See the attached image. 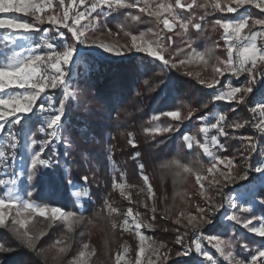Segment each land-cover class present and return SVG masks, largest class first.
Wrapping results in <instances>:
<instances>
[{
    "label": "trees",
    "instance_id": "1",
    "mask_svg": "<svg viewBox=\"0 0 264 264\" xmlns=\"http://www.w3.org/2000/svg\"><path fill=\"white\" fill-rule=\"evenodd\" d=\"M190 2L192 0H182L185 5ZM202 2L203 0H197V6L185 15L188 18L195 17L193 23H201L202 31H193L190 26L189 40L186 39L191 42L192 48L200 52L211 50V54L214 55L216 48L221 46L216 44V37L211 28L212 22L218 15L224 14L227 19L240 16L264 18V13L250 6H246L233 15L202 8L200 6ZM55 7L59 8V5L56 4ZM125 12L121 10L111 14L107 20H99L96 29L88 33L96 39L115 41L118 44L121 40L123 45H129V37L123 36L121 28L131 35L147 33L149 29L156 28L155 20H150L148 16H141L138 12L134 15L140 16L142 23L134 24L125 20L123 14ZM206 12L207 15H205ZM180 13L183 12L180 11ZM201 16L204 17L203 21L199 20ZM21 19L31 18L21 17ZM40 27L42 30L49 29V31L51 28L49 25ZM109 31L112 33L111 36L108 35ZM62 33L67 37L66 29L62 30ZM216 33L218 35V30ZM54 35L53 32H49L47 38L59 46L61 43L53 40ZM40 38L41 35L37 34L33 43L41 41ZM68 39L71 40V35ZM181 39L175 36L172 46L164 54L166 59L174 56L178 49L186 48ZM70 43L74 42L71 40ZM61 49L58 47L57 50ZM183 56L184 53L176 56L174 62L177 63ZM85 63L92 65L90 72L81 74L74 68L78 74L75 86L77 103L76 105L68 103L70 107L67 109L64 120L62 137L67 143L54 142L45 149L42 159H51L53 167L39 168L31 182L27 180L26 170L21 181L22 189L33 192L32 199L36 203L60 207L64 211H73L80 217V223L74 226L73 232L69 234L65 231L63 223L58 222L49 228L48 222L42 217L32 218L35 234L46 233L36 242L34 249L22 245L8 229H0V244L11 249V251L0 253V264H69L78 256L84 244L89 245L90 252L94 251L91 258L92 264H115L114 258L120 250L121 238H123L119 227L120 212L126 207L143 215L145 223L151 226V236L168 246L170 249L168 264H203L202 258L194 251L191 255L177 256V253L184 249L176 245L174 241L179 233L186 230L187 216L197 215L195 206L207 207V205L197 192L194 176L182 172L178 176L172 162L176 161L181 165L189 166L199 174L204 173L209 165L207 158L195 146L188 150L182 138L184 135H195L196 139H199L196 129L191 126L192 121L211 114L214 110L211 98L224 89L226 77L231 79L230 86L238 87L247 81V75H242L237 80L225 75L220 78V83L215 88L207 89L200 81L207 82L210 75L208 69L201 68L190 73L181 67L167 68L142 54L129 55L126 59L119 61L99 60L87 54L79 67L83 68ZM256 88L260 86L257 85ZM261 92H264V88H261L260 92L254 88L253 94L246 98L245 104L241 105L217 101L220 103L221 114L227 118L226 125H232L235 122L243 123L245 120L253 121L249 107L259 98ZM59 94L58 90L48 93L54 101L60 99ZM42 103L47 106L45 101ZM205 105L207 107H204ZM170 111H179L181 119L171 120L164 115ZM190 114L191 119H187ZM154 115L160 116V119L149 123ZM39 116L40 114H35L24 118L19 130L21 146L22 135L29 130L35 133L34 139L37 141L46 138V135L41 137L37 131L41 126ZM165 127H171L172 131L164 132ZM157 128L160 129L159 135L154 131ZM12 130L9 126L6 131ZM225 131L228 133V138L221 137L220 142L226 146L227 151L220 153L224 157L234 159L236 168L232 170L235 182L223 191L232 185L245 183L240 181L239 177L244 174L248 163L242 158L241 141L231 137L253 136L259 139L261 146L264 144V136H259V133L250 125L235 132L230 127H226ZM129 134L136 144L135 148L128 144ZM20 149L17 151V158ZM133 157L136 158L133 159ZM139 165H143V175L148 177L154 193L153 201L148 204V209L141 207L136 198L133 200L134 204L126 205L118 192L113 191L111 187L115 178L117 183L142 188L144 182L139 177L141 174ZM2 167L3 165L0 164V168ZM121 175L124 178L123 181H121ZM85 176L88 178L87 184H84L81 179ZM0 177H3L1 173ZM69 180L72 182L71 185L68 183ZM73 187L87 190L88 197L85 199L82 196L80 208L72 196ZM223 191L216 190L219 197L217 203L223 201L221 196ZM257 199H264V197H257ZM152 206L156 208L155 213L149 210ZM109 208L115 211L109 212ZM253 212L264 216V207L257 204ZM182 213L184 217L181 223L185 227L172 223ZM244 218L245 216L242 215L241 221H244ZM112 223L117 224L115 230L111 227ZM207 226L204 225L198 230L200 235L209 236L221 227L214 225L207 228ZM229 230L233 231L231 240L234 241V250H236L240 247V241L236 239V236L241 227L236 224L226 226L222 228L220 236L227 238ZM189 233L186 246L190 245L193 239L190 230ZM64 237L70 242V247L65 253H59L58 247L64 245L55 247L53 245ZM261 241L264 239L251 235L247 240L248 243ZM209 250L214 257L217 256L213 249L209 248Z\"/></svg>",
    "mask_w": 264,
    "mask_h": 264
},
{
    "label": "snow or ice",
    "instance_id": "2",
    "mask_svg": "<svg viewBox=\"0 0 264 264\" xmlns=\"http://www.w3.org/2000/svg\"><path fill=\"white\" fill-rule=\"evenodd\" d=\"M56 4L59 5V8L55 7ZM196 6L197 0H192L191 3L186 5L182 3V0H175L174 6L165 2V0H67V4H65V0H0V14H3L0 15V164L3 165L0 171L5 172L8 177L7 179L0 177V229H8L22 245L34 249L36 242L46 233L35 234L32 218L42 217L44 221L48 222L49 228L58 222L63 223L65 231L69 234L73 232L74 226L80 223V217L74 214L73 211H64L60 207L38 204L32 199L33 192L31 190H18L16 186L21 177L20 170L14 169L11 173H8V168L12 166L10 162L17 159V151L21 147L19 130L24 122V117L40 114L41 126L37 131L47 137L39 142L40 151H34L38 144L37 140L34 139L35 133L29 130L24 134L26 143L23 146L26 150L31 151L27 162V180L29 182L32 181L39 168L53 167L51 159H42L45 155V149L54 142L67 143L62 137L65 127L64 120L67 116V109L70 107L68 101L74 95L70 90L73 68H76L81 74L92 70V65L89 63H85L83 68L79 67L83 57L87 54H81L76 45L96 48L114 57L124 56L130 51L143 53L167 68H179L195 58L197 61L202 62L205 67H210L214 75V79L209 82L200 81L207 89L215 88L220 83V78L225 75H230L236 79H239L242 75H247L248 82L246 86L233 87L226 84L224 89L218 91L213 97V102L226 101L229 103L234 102L236 105L245 104L246 98L253 94L254 88L257 92L264 88V20L262 19L241 16L239 20L217 19L212 22L213 31L217 27L222 30L221 39L225 43L226 59L214 57L211 50L203 53L196 51L192 48L191 42H186L191 52L188 53L187 59H181L179 64L175 63L174 60L176 56L185 52L184 48L178 49L170 59L165 58L164 54L172 46L173 38L168 36V47H165L164 32H174L177 25L183 33H187L190 26L197 32L202 31L200 22L193 23L195 17L186 20L176 11L191 12ZM200 6L205 9L210 8L214 12H227L233 15L246 6H250L264 13V0H203ZM124 9H135L141 16H148L150 20H155L156 28L149 29V32H142L139 35H131L121 28L123 36L129 37L130 45L109 44L101 42L99 39L89 42L87 32L95 29L97 24L93 14L101 15L104 19H107L109 15L121 12ZM205 15H207V12ZM21 17H30L32 22L21 19ZM125 20H129L134 24L143 22L140 16L131 13L125 14ZM199 20L203 21L204 17L201 16ZM161 24L163 25L162 28L159 27ZM42 25L52 26L50 31L55 34L53 40L60 41L59 46L47 39L35 45L29 42L30 39L35 40L37 34L44 37L48 36L49 30H42L40 27ZM61 29H66L67 33L71 34L73 44H68L65 34L60 31ZM254 29L257 30L254 31ZM108 35L111 36L112 33L109 31ZM58 47H61L62 50H57ZM41 49L44 50V54H40ZM257 85L260 88H256ZM12 90H20V92H12ZM57 90L62 95L58 101H54L48 93ZM42 101H45L47 106ZM204 107H207V105ZM249 112L254 118L259 117V122L245 120L243 123L235 122L232 125H226L227 118L224 115L204 116L200 117L201 123L210 118L214 119L215 122L210 127L204 124L199 128V133L203 136V143L196 142L189 135L183 136L182 139L189 150L194 145L208 158L207 175L194 172L189 166L181 165L176 161L172 163L177 169L176 174L178 176L182 172L195 177L199 188L198 194L207 207L195 206L197 215L187 216L186 230L179 233L174 241L176 245L184 249L178 252L177 256L191 255L194 251L197 256L202 258L203 264H211L213 256L209 255L202 246L207 244L209 247L214 248L215 252L227 264H264V248L252 249L246 243H241L240 247L251 253L250 259L245 261L233 254V240L206 237L198 232L204 225H213L214 220L212 217L224 209V205L217 204L216 198L209 194L208 188H217L219 191H223L224 188L235 182L232 175V170L236 168L234 159L220 157L217 154L227 151L226 146L220 142V138H228V133L225 131L226 127H230L235 132L249 125L259 133V136H264V92L260 93L259 98L249 108ZM164 115L171 120L181 119L179 111H170L164 113ZM159 119L160 116L154 115L149 123ZM187 119H191V114ZM9 126L13 129L12 131H6ZM154 131L157 135L160 134L159 128ZM163 131L171 132L172 128L165 127ZM212 131L216 135L209 136ZM231 139L241 141L242 158L245 161H251L255 155L262 157L254 168L246 169L239 180H249L251 172L264 176V152L260 151L259 139L253 136H232ZM129 145L133 148L136 147L131 134H129ZM53 154L55 155V153ZM135 158L133 157V159ZM138 167L141 172V180H143L147 189L148 201L151 203L154 197L152 187L149 184L148 177L143 175V165ZM164 167H169V165H164ZM209 177L212 179H209ZM81 179L84 184H87V176ZM123 179L121 175V181ZM205 181H207V187ZM68 183L71 185V180ZM111 187L113 191L120 190V195L129 203H132L130 197L125 195L124 189L129 187L126 183H117L114 178ZM72 195L76 199H80L82 196L85 199L88 197L86 189L81 190L76 187H73ZM245 197L251 198L250 202L253 206L259 204L264 207V199H257V197H264V188L256 190L255 194L252 190L246 191ZM238 200L239 197L235 199L226 198L227 206L238 209L241 213L252 211L250 207H244L238 203ZM140 206L146 209L149 208L144 201L140 202ZM149 210L152 213L156 212L154 206ZM108 211L113 212L115 210L109 208ZM183 217L184 214L182 213L172 223L179 227H185L181 223ZM224 219L239 224L250 234L264 239V216L241 222L240 218L233 213L225 215ZM139 220L140 213H133L132 209L129 208L123 214V220L119 225L122 232L131 233L138 242L134 264H142V253L146 251H150L151 255L155 256V260L149 257L148 264H168L170 249L162 251L167 249V245L156 243L151 237L141 234V227L150 228L151 226L147 223L140 224ZM30 225L33 227H29ZM111 227L115 230L117 224L112 223ZM189 230L193 234V239L191 244L186 246L190 234ZM61 244L64 246L58 247L57 251L65 253L70 247V242L64 237L57 240L53 246ZM121 247L122 252L114 258L115 264H131L130 258L126 259L129 251L128 247L126 245ZM88 248L89 245L84 244L78 256L69 264H88L91 255H94V251L88 253ZM7 251H11V249L0 244V253Z\"/></svg>",
    "mask_w": 264,
    "mask_h": 264
},
{
    "label": "rangeland",
    "instance_id": "3",
    "mask_svg": "<svg viewBox=\"0 0 264 264\" xmlns=\"http://www.w3.org/2000/svg\"><path fill=\"white\" fill-rule=\"evenodd\" d=\"M165 2H167V3H170V4H172L173 6H174V4H175V0H165ZM191 3V2H190ZM233 7H234V5H232ZM258 10V9H257ZM124 11H126L125 13H123L124 14V17H125V14H128V13H131L132 15H134L135 14V12H138V11H136L135 9H124ZM184 19H188V17H185V15H186V12H183V13H180V10H176ZM259 11V10H258ZM139 13V12H138ZM220 14V13H219ZM229 14V13H228ZM0 15H3V14H0ZM9 15H16V14H9ZM61 15H62V13H61ZM109 16H111V15H109ZM109 16L107 17V19L109 18ZM93 17L96 19V21H97V24H98V22H99V20H102V21H104V20H107V19H104L101 15H98V14H93ZM241 17V16H240ZM240 17H238V18H235V19H227L226 17H225V15L224 14H220V15H218L216 18H215V20H217V19H219V20H238V19H240ZM169 19H170V17H169ZM24 20H28L29 22H32L31 21V19H24ZM214 20V21H215ZM262 20H264V18H262ZM85 23H87V21H85ZM97 24H96V26H97ZM50 27H52L51 25H49ZM160 28H162L163 27V25L161 24L160 26H159ZM212 28V27H211ZM51 29V28H50ZM95 29H96V27H95ZM95 29H93V30H95ZM190 29V28H189ZM188 29V30H189ZM47 30H49V29H47ZM62 30H64V29H61L60 31L62 32ZM191 30H193L194 31V29L192 28ZM218 30V35H217V33H216V31ZM257 30V29H256ZM92 31V30H91ZM49 32H51V31H49ZM90 33V32H89ZM88 32H87V38H88V40H89V42H92V41H97L98 39L101 41V42H104V43H109V44H117V45H120V44H122L121 43V40H119V42H120V44H118V43H116L115 41L114 42H110V41H108V40H103V39H100V38H98V39H96V38H94V37H92L90 34H89ZM214 34H215V39H216V44L218 43V44H220L221 46L220 47H217L216 48V50H215V52H214V57H218V58H220V59H226L227 58V53H226V49H225V43H224V41L221 39V37H222V35H223V33H222V30H220L218 27L216 28V30L214 31ZM69 35H71L70 33H68V35H67V42H68V44H73V43H70V39H68V36ZM163 35H164V44H165V47H168V44H167V38H168V36H172V38H173V41H174V38H175V36H178V37H181L182 39H181V41H182V43H185V52H184V56L181 58V59H187V56H188V53H190L191 52V49H188V47H187V43L186 42H188V41H186V39H188L189 38V35H190V33L187 31V33H183L180 29H179V26L177 25L176 26V30L174 31V32H172V33H168V32H164L163 33ZM214 36V35H213ZM41 41H38L37 43H42V41L44 40V39H47V40H49L50 41V39L49 38H47V37H44V36H42L41 35ZM152 39H154V37H152ZM189 40V39H188ZM29 42L30 43H33V40H29ZM57 42H60V41H57ZM128 42H129V45H130V39H128ZM37 43H33L34 45L35 44H37ZM61 43V42H60ZM17 47H18V45H17ZM76 48L78 49V51L81 53V54H88L89 56H92L93 58H96V59H99V60H109V61H119V60H121V59H126L129 55L130 56H136V55H139V54H142V55H145V54H143V53H136V52H134V51H130V52H127L124 56H121V57H114V56H112V55H110V54H108V53H105V52H103V51H101V50H99V49H96V48H86V47H84L83 45H76ZM195 49V48H194ZM62 50V49H61ZM196 51H199V50H197V49H195ZM200 52V51H199ZM201 53H203V52H201ZM40 54H44V50L43 49H41V52H40ZM146 56V55H145ZM172 57V56H171ZM170 57V58H171ZM148 58H150V57H148ZM150 59H152V58H150ZM180 59V60H181ZM153 60V59H152ZM180 60L177 62V64H179L180 63ZM161 64V63H160ZM222 67V66H221ZM181 68H183V70H185V71H188V72H193V71H196V70H199V69H204V68H206V69H208L210 72V75H209V78H208V80H207V82H209V81H211V80H213L214 79V75H213V73H212V71H211V68H207V67H205L204 65H203V63L202 62H200V61H197L195 58H193V59H191V60H189L186 64H184L183 66H181ZM77 73H76V69H74L73 68V75L71 76V79H70V90L73 92V97L72 98H70V100L68 101V103H72V104H74V105H76V103H77V91H76V89H75V86H76V80H77ZM228 76H230V75H228ZM235 78V77H234ZM236 79V78H235ZM237 80V79H236ZM247 82H248V79H247V81H244L241 85H239L238 87H243V86H246L247 85ZM230 83H231V79L229 78V77H226L225 78V80H224V85H230ZM59 91V90H58ZM12 92H17V93H19L20 92V90H12ZM59 95H60V98H61V92L59 91ZM22 94V93H21ZM215 96V95H214ZM213 96V97H214ZM213 97L211 98V102L213 103V105H214V110L211 112V114H209V115H207L208 117H214L216 114H221V112H220V109H219V104L220 103H218L217 101L216 102H213ZM257 100V99H256ZM255 101V100H254ZM254 101H253V103H252V105L249 107V108H251L252 106H253V104H254ZM222 115V114H221ZM24 118H27V117H24ZM252 120H255V122H259V117H253L252 116ZM215 122V120L214 119H209V120H207L206 122H204V123H201L200 122V118H198V119H194L193 121H192V124H191V126H192V128H194V129H196V132L199 134V139H196V137H195V135L194 136H191V137H193L195 140H196V142H199V143H203V136H202V134L201 133H199V128L201 127V126H204V124H207V126H211V124L212 123H214ZM25 134V133H24ZM24 134L22 135V146H21V149H20V151H19V157L15 160V161H11V167H10V171H9V168H8V173L10 172H12L14 169L15 170H20L21 171V177H20V180L18 181V183H17V189L19 190V189H22V186H21V181H22V179H23V177H24V174H25V172H26V170H27V162H28V158H29V156L31 155V151L30 150H26L25 148H24V143H26V141H25V139H24ZM211 135H216V133L214 132V131H212V132H210L209 133V136H211ZM41 137H43V136H45V135H40ZM190 136V135H189ZM132 137V136H131ZM47 138V137H46ZM46 138H43V140H45ZM37 140V139H36ZM43 140H40V141H43ZM40 141H37L38 142V144H37V147L34 149V151H38V150H40V147H39V142ZM128 144H129V141H128ZM193 147H194V145H193ZM37 148H39V149H37ZM187 148V147H186ZM188 149V148H187ZM189 150V149H188ZM260 151H262V152H264V144H263V146H261V148H260ZM220 157H224V156H222L221 155V153L219 152V153H217ZM256 157H258V159H256ZM207 158V157H206ZM261 159H262V157L260 156V155H255L252 159H251V161H247L248 163H247V165H246V169H250V168H254L260 161H261ZM207 160H208V158H207ZM208 162H209V160H208ZM209 166V165H208ZM207 169V168H206ZM225 171H226V169H224ZM0 173L2 174V176H3V178H5V179H7L8 177H7V175L5 174V172H4V174H3V171H0ZM202 175H207V172H206V170L204 171V173H202ZM140 179H141V174H140ZM194 178V181H195V184H196V180H195V177H193ZM209 179H212L211 177H209ZM249 180H251V181H245V183H241V184H239V185H232L230 188H228V189H226L225 191H223L222 193H221V196L223 197V201L222 202H220V203H217V204H222V205H224V209L220 212V213H217V214H215L213 217H212V219L214 220V224L213 225H208L207 226V228H209V227H211V226H214V225H219V226H221L219 229H217L213 234H211V235H209V236H206V237H217V238H220V239H223V240H229V239H232V235H233V231L232 230H229L228 231V237L227 238H224V237H222V236H220V233H221V230H222V228H225L226 226H230V225H232V224H236V223H234V222H229V221H227V220H225L224 219V217H225V215H228V214H233V213H235V215H237L239 218H240V220H241V217H242V215H244L245 216V218H244V221H246L247 219H250V218H255V217H260V216H263V215H261V214H259V213H255V212H253V209H254V207L255 206H253L252 207V204H251V202H250V200H251V198L249 197V198H246L245 197V193H246V191H249V190H252L253 192H254V194H255V191L256 190H258V189H261V188H264V176H259V175H257L255 172H251L250 173V178H249ZM141 181H143V180H141ZM205 183V186L207 187V181H205L204 182ZM129 186V185H128ZM196 187H197V192L199 193V188H198V186H197V184H196ZM216 190H217V188H208V192H209V194L210 195H212V196H214L215 198H216V201H217V199L219 198L218 197V195H217V193H216ZM124 191H125V195H127V196H129L130 197V199H131V201H132V203H133V200L136 198V200H138L139 202H141V201H144V203L146 202L147 204H151V203H149V201H148V194H147V189L145 188V186H143L142 188H139V187H135V186H129L128 188H126V189H124ZM117 192H118V194H119V196H120V198L121 199H123L124 200V202L126 203V205H131L132 203H129V201L128 200H126V199H124V197H122L121 195H120V190H117ZM72 193H73V191H72ZM73 196V195H72ZM74 197V196H73ZM228 197H231V198H233V199H235V198H237V197H239V200L237 201L238 203H240L242 206H244V207H250L251 209H252V211H250V212H248V213H241V212H239V210L238 209H232V208H230V207H228L227 206V203H226V198H228ZM74 200H75V202H76V204H77V206H79V208H80V204H81V200H82V197L80 198V199H76V198H74ZM134 204V203H133ZM129 209V207H126V209H124V210H122L121 212H120V217H121V219H120V223H121V221L123 220V214L125 213V212H127V210ZM132 209V208H131ZM132 211H133V213H136V212H138V211H134V209H132ZM193 216H195V215H193ZM244 221H241V222H244ZM140 224H143V223H145V220H144V218H143V215H141L140 214V220L138 221ZM236 225H238V226H240L239 224H236ZM241 227V226H240ZM133 230H135L134 228H133ZM120 231H121V229H120ZM140 231H141V234H143L144 236H146V237H151V239L153 240V241H155L156 243H162V242H160V241H158L157 239H155V238H153V236H151V231H150V228H144V227H141L140 228ZM121 234H122V236H123V238H121V246L122 245H126L127 247H128V249H129V251H128V253H127V256H126V259H129L130 258V262H131V264H134V261H135V253H136V251H137V240H136V238H135V236L134 235H132L131 233H124V232H122L121 231ZM249 235H251V236H253V237H255L254 235H252V234H250L246 229H244V228H242L241 227V230L240 231H238V233H237V236H236V239L238 240V241H240V244L241 243H246L247 245H248V247H250V248H252V249H258V248H264V241H261V242H247V240H249ZM255 238H258V237H255ZM258 239H262V238H258ZM163 244H165V243H163ZM166 245V244H165ZM145 246H147V245H145ZM203 246V248H204V250L206 251V252H208V254L209 255H211V256H213L212 255V252L209 250V248H211V249H213L214 250V248H212V247H208V245L207 244H203L202 245ZM169 248H168V246H167V249H164V250H162V251H167ZM88 251V253H92V252H90L89 250H87ZM215 251V250H214ZM232 251H233V254L237 257V258H240V259H243V260H245V261H247L248 259H250V256H251V253H249V252H246V251H244L241 247H238L236 250H234V247H233V249H232ZM122 252V247H120V250H119V252L117 253V255L118 254H120ZM149 257H151V259L152 260H155V256H152L151 255V253H150V251H146V252H144V253H142V264H148V260H149ZM91 258H92V255H91ZM91 258H90V260L88 261V264H92V261H91ZM219 262H222V264H227V262L226 261H224L220 256H219V254H217V256L216 257H214L213 256V260H212V262H211V264H219Z\"/></svg>",
    "mask_w": 264,
    "mask_h": 264
},
{
    "label": "built area",
    "instance_id": "4",
    "mask_svg": "<svg viewBox=\"0 0 264 264\" xmlns=\"http://www.w3.org/2000/svg\"><path fill=\"white\" fill-rule=\"evenodd\" d=\"M239 20V19H238Z\"/></svg>",
    "mask_w": 264,
    "mask_h": 264
}]
</instances>
